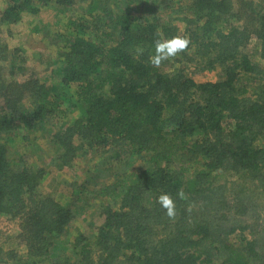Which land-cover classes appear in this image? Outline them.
I'll return each mask as SVG.
<instances>
[{
    "label": "trees",
    "instance_id": "trees-1",
    "mask_svg": "<svg viewBox=\"0 0 264 264\" xmlns=\"http://www.w3.org/2000/svg\"><path fill=\"white\" fill-rule=\"evenodd\" d=\"M5 1L0 22L15 24L36 0ZM236 1L235 7L234 0H191L182 18L188 50L158 68L149 63L154 41L180 35L170 22L156 16L129 22L103 7L91 22L75 25L62 66L52 72L77 86L83 114L53 142L63 159L81 140L119 157L147 154L152 167L96 190L111 204L95 237L76 238L70 264H264V64L245 52L258 39L264 62V0ZM6 50L0 45L2 60ZM217 69L219 81L194 80ZM27 95L41 102L32 111L22 109ZM48 97L35 77L0 80V134L51 115L49 106L57 104ZM175 130L178 136L169 137ZM45 174L15 170L0 144V214L19 220L27 247L26 258L6 253L14 264H43L74 219L69 207L40 193ZM181 188L186 200L177 198ZM163 193L176 203L175 219L157 203ZM236 233L244 244H231Z\"/></svg>",
    "mask_w": 264,
    "mask_h": 264
},
{
    "label": "rangeland",
    "instance_id": "rangeland-1",
    "mask_svg": "<svg viewBox=\"0 0 264 264\" xmlns=\"http://www.w3.org/2000/svg\"><path fill=\"white\" fill-rule=\"evenodd\" d=\"M73 1L71 5L63 6L55 0H36L33 3L34 9L25 11L19 22H0V45L7 49L5 58H0V80L22 82L35 77L49 92L48 100L57 104V107L49 106L52 114L45 113L35 126L21 127L12 134H0V144L7 148L12 168H43L46 174L40 193L69 207L74 215L65 232L55 238L51 255L43 264L75 262L76 238L80 235L89 238L97 235L103 223L102 212L111 204L96 195L99 187L152 167L147 154L119 157L115 152L90 147L81 140L75 142V154L63 159L64 152L53 142L55 132L81 118L83 114V101L78 100L77 86L63 84L61 77L52 72L62 66L64 47L75 35V25L77 22H91L93 16L105 7L111 8L115 14L129 22L156 16L160 18V24L170 22L172 26L178 27L182 36L185 31L182 18L189 15L187 8L191 0ZM234 1L236 7L237 1ZM6 7L7 2L0 0V12ZM34 10L37 12L34 13ZM115 39L117 41L118 37ZM245 52L252 63L264 64L260 59L258 39L253 38ZM179 67L176 64L174 69ZM105 70L106 68L101 67V76L105 75ZM221 79L219 69L194 76L197 83L216 82ZM40 103L34 96L27 95L22 109L32 111ZM178 134L175 130L168 133V136L176 137ZM225 178V174H219V181ZM20 234L19 220L0 214V264L6 263V253L13 250L26 258L27 247L19 239ZM244 239V235L236 233L231 236L230 242L239 246L244 244ZM7 264L14 263L7 261Z\"/></svg>",
    "mask_w": 264,
    "mask_h": 264
},
{
    "label": "clouds",
    "instance_id": "clouds-1",
    "mask_svg": "<svg viewBox=\"0 0 264 264\" xmlns=\"http://www.w3.org/2000/svg\"><path fill=\"white\" fill-rule=\"evenodd\" d=\"M159 35V34H158ZM191 41L187 36L175 35L171 38H159L154 41V55L149 56V63L153 67H160L164 61L175 58L182 52L188 50ZM177 198L186 200L188 197L183 189L177 191ZM157 203L165 210V215L175 219L176 203L170 194L163 193L157 197Z\"/></svg>",
    "mask_w": 264,
    "mask_h": 264
}]
</instances>
